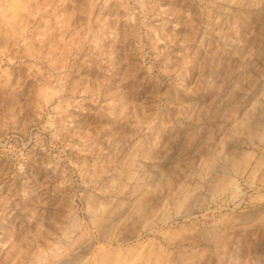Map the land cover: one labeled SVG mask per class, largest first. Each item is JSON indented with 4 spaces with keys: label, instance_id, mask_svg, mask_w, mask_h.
<instances>
[{
    "label": "rangeland",
    "instance_id": "374dc122",
    "mask_svg": "<svg viewBox=\"0 0 264 264\" xmlns=\"http://www.w3.org/2000/svg\"><path fill=\"white\" fill-rule=\"evenodd\" d=\"M0 264H264V0H0Z\"/></svg>",
    "mask_w": 264,
    "mask_h": 264
}]
</instances>
